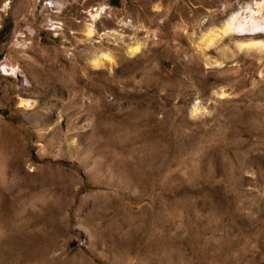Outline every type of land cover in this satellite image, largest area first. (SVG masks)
Listing matches in <instances>:
<instances>
[{"label": "rangeland", "instance_id": "1", "mask_svg": "<svg viewBox=\"0 0 264 264\" xmlns=\"http://www.w3.org/2000/svg\"><path fill=\"white\" fill-rule=\"evenodd\" d=\"M257 6L0 0V264H264Z\"/></svg>", "mask_w": 264, "mask_h": 264}, {"label": "bare ground", "instance_id": "2", "mask_svg": "<svg viewBox=\"0 0 264 264\" xmlns=\"http://www.w3.org/2000/svg\"><path fill=\"white\" fill-rule=\"evenodd\" d=\"M261 7L257 6V8L252 9L249 13V16L245 17L244 19L239 20L236 17L230 20L228 25L230 29L235 28L234 30V33L236 32L235 35L239 37H244V36L258 37V36L264 35V17L261 18V12H262ZM8 8H9V2L5 1L3 5V11L7 10ZM105 10H106V7H103L100 10H95V14L93 15L91 14L93 20H99L102 14L105 13ZM10 70L11 69L9 68H5L2 71L7 74L8 71Z\"/></svg>", "mask_w": 264, "mask_h": 264}, {"label": "trees", "instance_id": "3", "mask_svg": "<svg viewBox=\"0 0 264 264\" xmlns=\"http://www.w3.org/2000/svg\"><path fill=\"white\" fill-rule=\"evenodd\" d=\"M112 5H116V3L114 2V3H112Z\"/></svg>", "mask_w": 264, "mask_h": 264}]
</instances>
